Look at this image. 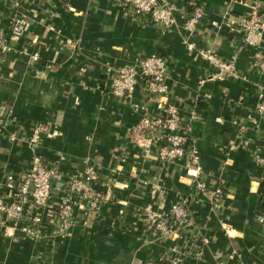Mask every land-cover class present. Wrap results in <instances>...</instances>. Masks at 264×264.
Wrapping results in <instances>:
<instances>
[{"label":"crops","instance_id":"0c3cea01","mask_svg":"<svg viewBox=\"0 0 264 264\" xmlns=\"http://www.w3.org/2000/svg\"><path fill=\"white\" fill-rule=\"evenodd\" d=\"M167 1L185 14L205 7L190 40L225 58L236 54L238 77L201 82L215 69L189 51L185 31L156 27L114 0H27L20 7L0 0V32L14 45L0 52V191H9L6 173L28 171L37 152L63 175L54 184L55 199L64 195L68 177L91 162L99 165L96 186L106 195L88 224L73 226L63 238L10 234L0 226V264H167L173 246L189 263L215 264V252L225 250L235 253L227 264H264V166L254 158L264 143V113L256 110L264 72L253 62L254 54H264V30L261 46L253 47L242 42L245 31L231 24H240L255 1L264 15V0ZM13 17L26 21L19 34L11 31ZM35 51L37 61L30 59ZM151 53L167 61V99L180 105L184 117L191 110L199 115L191 141L209 192L197 190L187 159L163 163L155 147L144 150L148 135L141 113L110 91L109 66L134 64ZM134 97L151 109L156 105L143 79ZM39 122L47 129L33 151L26 139ZM153 183L166 189L156 205L165 212L178 198L188 201V217L168 236L150 228L141 212L152 201ZM217 186L223 193L215 200ZM77 214L83 218L82 209ZM223 224L233 228L232 235ZM194 245L204 249L198 260L189 254Z\"/></svg>","mask_w":264,"mask_h":264},{"label":"built area","instance_id":"2783aa9c","mask_svg":"<svg viewBox=\"0 0 264 264\" xmlns=\"http://www.w3.org/2000/svg\"><path fill=\"white\" fill-rule=\"evenodd\" d=\"M27 0H12L14 5L23 6ZM123 8L132 11L136 16H147L149 22L161 29L180 27L187 33L184 42L190 52L196 51L215 70L201 82L208 80H222L226 77H238L237 55L222 57L212 47L197 48L190 40L198 24L206 14L203 5H197L190 14L182 13L177 3L167 0H114ZM181 13V14H180ZM178 15L182 18L179 22ZM11 19V31L19 34L26 21L22 18ZM14 21V22H13ZM238 29L245 31L243 43L248 46L260 47L262 44V31L264 30V15L261 13L258 1L247 5L244 17L240 24L232 21ZM239 25V27H238ZM219 29V24L214 23ZM237 30V29H236ZM8 35L0 32V51L11 52L13 43ZM30 59H40L39 52L30 54ZM254 65L264 72V54H254ZM110 91L111 93L129 102L135 111L140 112V125L147 132L146 142L143 148L146 152L155 147V157L163 163L173 162L185 158L191 181L197 190L202 193L210 189L203 181L204 169L200 163V155L197 146L191 141L192 121L199 118L196 111L191 110L184 117L180 105L169 101L168 66L164 57L157 53L143 55L134 64L120 66H109ZM144 81V90L147 94L156 98V105L150 108L149 102L142 99L136 101L134 94L140 83ZM259 103L256 110L264 113V94L260 93ZM250 119L252 117L249 116ZM253 121L256 122V119ZM47 123L35 124L28 136L27 143L33 151L41 141L47 129ZM20 130V129H19ZM10 138L15 139L16 133L11 132ZM241 143L248 144L243 139ZM261 149V153L260 150ZM254 152L256 162L264 166V143ZM263 151V152H262ZM63 177L58 167L47 161L41 154L34 153L32 165L28 171L21 175H15L8 171L6 173V187L8 192L0 191V226L14 234L15 231L31 237L63 238L70 234L73 226L81 223L88 224V216L98 210L106 199V195L97 188L96 182L99 177V165L95 162L88 164L81 172L70 175L65 181L64 195L60 199L54 197V184ZM264 184V175L261 176ZM213 198L220 199L222 188L217 186L212 190ZM150 196L152 201L143 205L142 215L146 223L154 231L162 236H168L176 227L188 217L189 205L186 198L177 199L172 203L168 212L160 209L159 205L166 196V189L160 183L150 185ZM213 204L218 207L217 201ZM82 209L83 218L77 214ZM264 221V217H260ZM176 226V227H175ZM223 229L228 235H232L233 228L223 224ZM203 242H209L204 237ZM193 244V243H192ZM189 252L196 260L203 256L204 249L192 246ZM234 252L218 250L215 252V264H227L234 256ZM167 264H197L189 263L187 257L180 253L178 247L173 246L166 257Z\"/></svg>","mask_w":264,"mask_h":264},{"label":"trees","instance_id":"16d2710c","mask_svg":"<svg viewBox=\"0 0 264 264\" xmlns=\"http://www.w3.org/2000/svg\"><path fill=\"white\" fill-rule=\"evenodd\" d=\"M1 52V51H0Z\"/></svg>","mask_w":264,"mask_h":264}]
</instances>
